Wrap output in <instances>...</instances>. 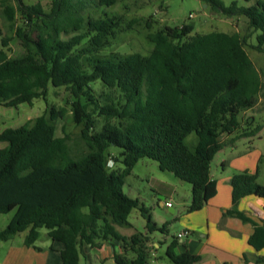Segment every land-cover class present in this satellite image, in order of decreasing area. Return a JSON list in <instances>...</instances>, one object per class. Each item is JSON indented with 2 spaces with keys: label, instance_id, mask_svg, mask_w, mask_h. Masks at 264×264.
<instances>
[{
  "label": "trees",
  "instance_id": "trees-1",
  "mask_svg": "<svg viewBox=\"0 0 264 264\" xmlns=\"http://www.w3.org/2000/svg\"><path fill=\"white\" fill-rule=\"evenodd\" d=\"M200 1L228 17H243L257 32L254 48L264 53V0L249 5L233 1L230 6L222 0ZM88 5L89 0H51L44 10L39 1L16 0L1 10L9 22L16 13L22 19L14 34L23 52L10 56L0 48V105L16 107L42 98L46 108L29 123L0 131V141L6 142L0 147V212L14 209L0 230V241L26 230L24 243L33 245L44 227L51 241L61 243V264H79L84 247H99L108 239L133 253H116V264H145L149 233L164 232L168 222L157 226L148 209L123 191L126 176L139 159H153L161 171L190 184L185 212L201 209L216 193L210 174L214 155L237 137L259 131V124L240 129L241 114L257 102L262 79L245 49L248 35L193 32L190 23L148 32L152 48L146 54L97 57L85 67L83 57L108 46L120 26L119 17L104 11L98 17L85 15ZM145 25L150 27L149 20ZM9 40L2 36L1 46L7 47ZM95 80L117 97L100 103L90 85ZM49 84L65 87L73 97L71 120L81 125L78 139L85 149H74L67 133L56 135L53 121L66 110L47 103ZM96 117L104 120L99 129ZM192 132L196 142L189 147L185 138ZM112 146L120 149L121 166L109 169L106 157ZM230 183L232 205L222 216L253 225L248 243L263 250L255 263L263 262L264 220L255 221L238 203L251 194L264 198V184L257 181V171L246 170L233 173ZM134 208L146 219V232L123 235L117 226L129 224ZM177 243L173 236L165 249L174 264L200 259L187 250L176 252Z\"/></svg>",
  "mask_w": 264,
  "mask_h": 264
},
{
  "label": "rangeland",
  "instance_id": "rangeland-1",
  "mask_svg": "<svg viewBox=\"0 0 264 264\" xmlns=\"http://www.w3.org/2000/svg\"><path fill=\"white\" fill-rule=\"evenodd\" d=\"M22 1L26 4H32L39 1L44 10H48L51 3V0ZM222 1L225 5L230 6L233 1H235L238 5H249L254 3L256 0ZM97 2V0H89V5L84 10V14L92 17H98L102 14V11H104L109 15L119 17L120 26L116 37L111 40V43L108 46L101 49L98 53L83 57L85 67H89L94 58L97 57L117 58L132 52H139L141 54L148 53V51L152 48V44L146 37L147 33L154 31L163 25L177 26L182 23H190L193 24V32L203 33L211 30H220L229 33L237 31L240 34L248 35L245 49L250 59L258 69L262 82L257 102L252 108L245 110L241 114L242 127L240 131H243L244 128L247 127L250 129L256 124H259V131H261L262 136L260 141L259 139H255L254 144H251L250 142L244 143V146H241L240 144L237 147V150L239 152L255 145L264 152V53L259 52L254 48V45L256 44L255 35L257 32L247 27V22L243 17H228L220 14L210 9L200 0H114V3L109 6L99 5ZM5 4H11L14 6L16 4V0H0V38L2 36L10 37L8 46L4 47L0 44V48L6 50L10 56H17L23 52V47L20 44V40L15 36L14 31L16 27L22 25V19L16 13L12 22L6 20L1 13ZM134 19L139 20V22L131 23ZM146 20H149L150 27H146ZM69 35L65 37H68ZM90 85L93 88L95 96L102 104L109 102L112 99L114 100L117 97V92L106 88L100 80H95ZM72 99L73 97L65 87H54L51 84L48 85L47 103L55 108L64 107L66 110L62 118H57L53 121L56 129V135L61 136L63 133H67L70 137L69 143L74 149L80 146L82 149H85L81 141L78 139L81 125L75 124L71 120L70 104ZM45 108V101L42 98H35L32 104L20 103L16 107H6L0 105V131L6 127H16L24 123H29L33 118L41 114ZM250 116H252V119L249 118ZM103 122V118L96 117L95 129H99ZM195 142L196 135L194 132L190 133L185 138V143L189 147L194 145ZM5 145L6 142L0 141V147ZM227 147H229V145H227ZM119 150L120 149L118 147L114 146L110 148L111 156L106 157V166L109 169L121 166L119 161L120 158L117 155ZM222 157L227 160L230 159L228 148L225 149L224 152L218 153L215 158L213 157L214 159L211 161V168L213 171L216 169V162ZM260 170V174L257 176V181L264 184L263 162L260 164ZM133 174L139 175L141 179H137ZM153 176L159 179L163 178L162 176H167L173 180H178L177 182L184 184V186H189L190 184L178 179L169 171H161L155 160L146 157L139 159L133 166L131 175L126 177L127 183L129 184H134V180H138L139 187L137 191L139 192L145 207L148 209V213L152 207L155 209L157 217H165L168 219L169 224H171V227L169 228V235L172 236L174 233L176 234L179 232V229H181L180 225L176 224L177 222L176 220H173V218L178 215L177 210L181 207L184 199L187 197V194L184 188L180 185L177 190L178 194L176 195L172 194L170 190L160 189V196L158 195L153 199L148 198V194L153 192L151 191V188H149L147 180H150ZM155 187L158 188V186ZM122 188L128 195L129 188L126 183L123 184ZM134 196L135 195L133 194V197ZM167 201L173 205L175 211L172 212L166 205ZM13 213L14 209L5 213L0 212V230L6 226ZM128 220L132 223L136 230H144L143 223L146 219L141 215L138 208L132 209L128 215ZM38 230L39 236L35 243L46 247L48 242L51 240L46 234V228L41 227ZM160 232L161 231L156 230L158 235H161ZM25 234L26 230L16 233L11 241L9 240L4 242V240H1L0 257L3 256V253L7 249H9L10 244L16 246L18 241H20ZM83 263L84 261L81 259L80 264Z\"/></svg>",
  "mask_w": 264,
  "mask_h": 264
},
{
  "label": "crops",
  "instance_id": "crops-1",
  "mask_svg": "<svg viewBox=\"0 0 264 264\" xmlns=\"http://www.w3.org/2000/svg\"><path fill=\"white\" fill-rule=\"evenodd\" d=\"M234 135L236 133L232 136ZM261 136V131H258L252 136L237 137L231 144H228L229 147L227 145L224 146L214 155L215 158L218 153H222L228 148L230 159L220 158L216 162L214 171L210 165V174L216 181V193L197 211L185 212V208L191 199L190 185L184 186V184L177 182L178 180H173L167 176H162L163 178L161 179L153 176L150 180H147L149 188L153 192L148 194V198L151 199L156 198L158 195L160 196V189L170 190L172 194L176 195L178 194V187L181 185L186 191L187 197L179 210H177L178 215L173 220H176V224L180 225L181 229H179V232L180 230L188 229L190 233L185 237L177 238L178 243L175 251L183 252L187 250L192 254L199 255L200 259L192 264H264V261L255 263L256 257L261 255L263 250H255L248 243V237L253 231V225L243 222L234 216H222L223 210L230 208L232 205L230 183L232 174L246 170L249 173L257 171L258 176L261 171L260 164L264 163V152L255 145L239 152L237 147L240 144L244 146L246 142L254 144L255 139L261 140ZM222 137L227 140L231 136ZM133 175L137 179H141L139 175ZM137 179L134 180V184H129L125 178L124 183L129 188L128 196L137 198L145 207L137 191L139 187ZM155 186H158V188ZM133 194L135 195L134 197ZM168 207L172 212L175 211L172 204L168 205ZM263 207L264 198L252 194L244 196L238 203V209L257 222L264 220ZM148 215L157 226H161L165 222H168V225L164 232H160L161 235H158L156 230L149 233L150 240L146 243L148 258L145 264H174L165 255V249L170 239L178 232L170 236L169 228L171 224L165 217H157L154 208H150ZM128 223L125 226H117V230L126 236L135 232H146L145 222L143 223V231L136 230L129 220ZM13 237L4 240V242L11 241ZM101 242L99 247H84L83 253L86 255H80L79 264L81 259L84 261L83 264H116L114 255L125 251L121 242L113 239L101 240ZM61 248L60 242L51 240L46 247L35 242L33 245L28 246L25 245L23 237L16 246L10 244L9 249L0 257V264H61ZM125 252L127 257H133V253L130 250Z\"/></svg>",
  "mask_w": 264,
  "mask_h": 264
},
{
  "label": "built area",
  "instance_id": "built-area-1",
  "mask_svg": "<svg viewBox=\"0 0 264 264\" xmlns=\"http://www.w3.org/2000/svg\"><path fill=\"white\" fill-rule=\"evenodd\" d=\"M166 205L168 206V205H170V203L167 202ZM189 233H190V231L188 229H183L182 231L177 233L176 237L177 238H182V237H185V236L189 235Z\"/></svg>",
  "mask_w": 264,
  "mask_h": 264
}]
</instances>
